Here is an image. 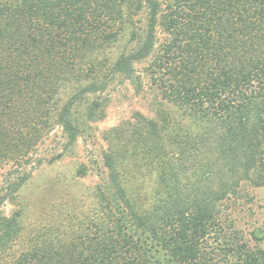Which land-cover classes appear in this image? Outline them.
Listing matches in <instances>:
<instances>
[{
	"label": "trees",
	"instance_id": "obj_1",
	"mask_svg": "<svg viewBox=\"0 0 264 264\" xmlns=\"http://www.w3.org/2000/svg\"><path fill=\"white\" fill-rule=\"evenodd\" d=\"M147 60L153 115L110 129L92 214L28 230L23 206L0 209V264H264L231 216L264 187V0H0V204L45 136L65 138L53 162L80 136L78 106L94 119L117 78L141 89ZM137 161L156 171L142 199Z\"/></svg>",
	"mask_w": 264,
	"mask_h": 264
},
{
	"label": "rangeland",
	"instance_id": "obj_2",
	"mask_svg": "<svg viewBox=\"0 0 264 264\" xmlns=\"http://www.w3.org/2000/svg\"><path fill=\"white\" fill-rule=\"evenodd\" d=\"M166 3L167 0H161ZM136 25H144V13L140 11L136 16ZM159 40L162 34L158 32ZM126 38L116 47L107 50L106 55L114 58L123 48ZM149 60L136 65V75L142 80L141 89L137 87L138 79H114L102 94H96L102 102V110L94 119L85 116L86 105H79L74 116L80 120L81 133L76 142L72 144L61 158L48 162L61 152L65 140L61 129L55 127L44 138L38 147V155L44 160L40 164L29 163L31 175L16 192L15 201H3L0 209L6 214L13 210L23 208L24 224L28 230H38L49 226H59L60 223L68 225L92 214L93 189L100 182V173L104 171L102 152L107 148L111 128L134 125L139 121L140 115L151 117L153 115L151 104L152 89L150 80L145 75ZM63 96H66L63 93ZM94 96L90 95V99ZM133 170H129L128 178L133 183L136 197H148L156 187V171L150 169L143 162ZM128 167V166H127ZM130 168V167H129ZM10 165L0 168V193L4 191L5 179ZM80 170H83L81 172ZM251 199L242 197L238 199L240 205L231 209L234 227L241 238L250 246L264 248L262 240L254 238L253 232L261 231L264 234V187L248 188ZM71 218L72 221H69Z\"/></svg>",
	"mask_w": 264,
	"mask_h": 264
}]
</instances>
